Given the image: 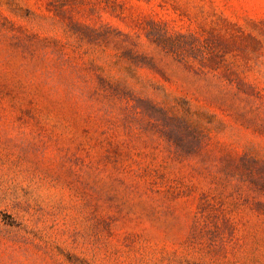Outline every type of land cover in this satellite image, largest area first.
Here are the masks:
<instances>
[{
    "label": "rangeland",
    "instance_id": "1",
    "mask_svg": "<svg viewBox=\"0 0 264 264\" xmlns=\"http://www.w3.org/2000/svg\"><path fill=\"white\" fill-rule=\"evenodd\" d=\"M0 264H264V0H0Z\"/></svg>",
    "mask_w": 264,
    "mask_h": 264
},
{
    "label": "trees",
    "instance_id": "2",
    "mask_svg": "<svg viewBox=\"0 0 264 264\" xmlns=\"http://www.w3.org/2000/svg\"><path fill=\"white\" fill-rule=\"evenodd\" d=\"M184 120H186V121H189V120H187L184 116L182 117ZM172 119H176V118H174V117H172ZM205 138V135H203L201 132H200V137L198 138L197 137V140H198V146H199V144H202V142H203V139ZM201 146H199V148H200ZM199 148H197V150L199 149ZM251 173V172H250Z\"/></svg>",
    "mask_w": 264,
    "mask_h": 264
}]
</instances>
